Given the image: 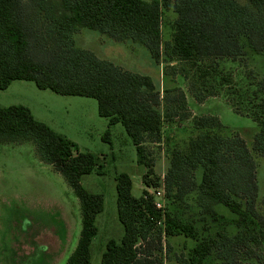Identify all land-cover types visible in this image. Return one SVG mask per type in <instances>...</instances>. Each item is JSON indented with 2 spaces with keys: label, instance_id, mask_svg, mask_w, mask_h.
I'll return each mask as SVG.
<instances>
[{
  "label": "trees",
  "instance_id": "1",
  "mask_svg": "<svg viewBox=\"0 0 264 264\" xmlns=\"http://www.w3.org/2000/svg\"><path fill=\"white\" fill-rule=\"evenodd\" d=\"M163 8L172 9L176 17L171 39L162 45ZM82 28L114 41L136 42L147 48L156 64L162 56L168 62L195 63L204 58L244 62L249 55L264 54V0L244 4L238 0H0V89L15 80H29L59 95L94 98L108 126L120 123L124 127L137 163L148 167L143 176L148 185L146 178L153 170L144 144L160 141L167 116L161 112L162 102L169 105L166 109L187 115L184 91L172 87L161 95L149 75L126 70L77 46L74 34ZM246 76L253 79L248 87L232 89L227 95L236 94L230 97L235 112L257 125L251 149L239 134L217 131L222 126L218 117L194 118L196 135L185 149L174 148L168 156L162 183L173 209L167 208L163 229L157 225L161 213L151 197H144L145 191L133 196L131 176L119 173L116 208L123 235L119 242L107 240L100 264H163L152 250H161L162 240L179 235L196 243L188 256L177 258V264H205L212 255L231 264L239 250L250 258L255 255L253 247L264 239V219L254 207L258 186L253 156V152L264 155V78L255 81L252 69ZM229 78L221 76L219 83ZM189 92L197 102L215 94L195 82ZM103 139L109 142V128ZM19 142H31L39 159L72 188L79 201L81 230L67 264H91L90 246L97 233L96 216L103 211V196L84 188L81 179L102 165L92 153L78 151L66 136L34 118L27 106L0 105V143ZM158 180L155 177L151 183L157 185ZM191 193L201 221L205 215L216 220L220 206L235 216L236 231L229 234L220 229L214 236L199 239L195 222L184 219L179 210Z\"/></svg>",
  "mask_w": 264,
  "mask_h": 264
},
{
  "label": "rangeland",
  "instance_id": "2",
  "mask_svg": "<svg viewBox=\"0 0 264 264\" xmlns=\"http://www.w3.org/2000/svg\"><path fill=\"white\" fill-rule=\"evenodd\" d=\"M238 2L244 4L246 0ZM175 17L172 9L163 8L162 45L172 37ZM74 39L77 46L92 50L126 70L149 75L161 95L165 89L179 87L188 99L184 117L183 111L166 109L169 105L164 102L160 105L161 112L167 115L160 141L144 144L153 170L146 178L150 180L146 185L143 176L148 167L137 163L135 147L124 127L120 123L108 126V119L98 114L94 98L59 95L39 89L29 80H15L7 88L0 89L1 106H27L34 118L66 136L78 151L92 153L97 164L102 165L101 169H94L81 179L84 188L103 196V211L96 216L97 233L90 246L91 264H100L107 240L119 242L123 235L116 208L115 177L119 173L131 176V193L135 197L146 193V186L162 185L170 151L186 148L188 140L198 132L193 127V120L202 115L218 117L222 126L217 131L223 135L239 134L251 149V138L257 125L249 116L235 112L230 97L236 98V94L227 93L232 89L244 91L248 87L253 81L246 76L250 69L256 74L255 81L264 78V54L249 55L244 62L204 58L195 63L177 59L168 62L162 56L156 64L146 47L130 40L114 41L87 28L76 32ZM221 76H229L230 80L221 85ZM194 82L215 94L202 102L195 101L189 92V86ZM107 128L109 142L103 139ZM253 156L258 186L254 207L264 219V155L253 152ZM155 177L159 178L157 185L151 183ZM186 203L179 210L184 219L195 222L199 239L214 236L220 229L229 234L236 231L235 216L227 209L218 206L216 220L205 215V220L201 221L194 193L186 197ZM167 208L173 209L168 201ZM80 230L79 201L63 176L39 159L31 142L0 143V264H67ZM195 243L182 235L170 237L167 241L162 240L161 250H152V253L161 256L163 264H177V258L188 256ZM154 244L158 246L157 241ZM253 249L255 255L251 258L243 250L236 252L231 264H264V239ZM205 264L225 263L212 255Z\"/></svg>",
  "mask_w": 264,
  "mask_h": 264
},
{
  "label": "built area",
  "instance_id": "3",
  "mask_svg": "<svg viewBox=\"0 0 264 264\" xmlns=\"http://www.w3.org/2000/svg\"><path fill=\"white\" fill-rule=\"evenodd\" d=\"M146 190L147 191L144 194V197L147 196L151 197L155 209H157L161 213V218L157 221V225L163 229L164 215L166 212V204H167V196L164 185L163 184L160 186L149 185L146 186Z\"/></svg>",
  "mask_w": 264,
  "mask_h": 264
},
{
  "label": "crops",
  "instance_id": "4",
  "mask_svg": "<svg viewBox=\"0 0 264 264\" xmlns=\"http://www.w3.org/2000/svg\"><path fill=\"white\" fill-rule=\"evenodd\" d=\"M13 82H14V81H13ZM13 82H11V84H12ZM11 84H10V85H11ZM10 85H9V86H10ZM186 99H187V97H186ZM187 100H188V99H187Z\"/></svg>",
  "mask_w": 264,
  "mask_h": 264
}]
</instances>
